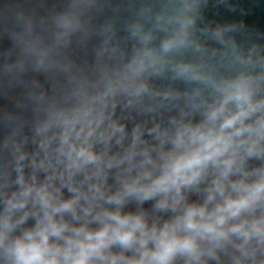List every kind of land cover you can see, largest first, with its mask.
Segmentation results:
<instances>
[{
  "label": "clouds",
  "instance_id": "9594fccd",
  "mask_svg": "<svg viewBox=\"0 0 264 264\" xmlns=\"http://www.w3.org/2000/svg\"><path fill=\"white\" fill-rule=\"evenodd\" d=\"M210 5L4 16L0 264H264V32Z\"/></svg>",
  "mask_w": 264,
  "mask_h": 264
},
{
  "label": "water",
  "instance_id": "95a60500",
  "mask_svg": "<svg viewBox=\"0 0 264 264\" xmlns=\"http://www.w3.org/2000/svg\"><path fill=\"white\" fill-rule=\"evenodd\" d=\"M64 0H0V66L6 59V53L11 50L9 32L5 31L4 16L23 9L32 14L37 20L45 18L59 9ZM236 10L229 11L224 6L210 5L207 10L209 19L217 20H244L249 28L264 32V0H233ZM9 31L11 25L8 26ZM74 55L81 61L87 56L85 52L77 50ZM43 81V77H39ZM18 90H9L5 95L3 82L0 81V114L5 110H12Z\"/></svg>",
  "mask_w": 264,
  "mask_h": 264
}]
</instances>
